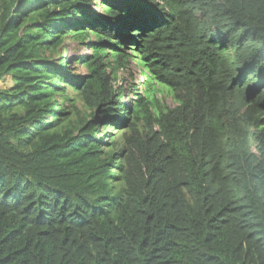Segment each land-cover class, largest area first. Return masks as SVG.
<instances>
[{"label":"trees","instance_id":"1","mask_svg":"<svg viewBox=\"0 0 264 264\" xmlns=\"http://www.w3.org/2000/svg\"><path fill=\"white\" fill-rule=\"evenodd\" d=\"M7 77L0 264H264V0H0Z\"/></svg>","mask_w":264,"mask_h":264},{"label":"rangeland","instance_id":"2","mask_svg":"<svg viewBox=\"0 0 264 264\" xmlns=\"http://www.w3.org/2000/svg\"><path fill=\"white\" fill-rule=\"evenodd\" d=\"M93 6H91V10L92 11H96L97 7L94 6V4H92ZM94 40V37H91L89 39V41ZM89 43V42H87ZM86 44V43H85ZM85 44H77V43H71L67 52L68 56H80V55H86L88 54L89 50L84 48L83 45ZM74 70L73 73L74 74H78V75H82V76H86L88 74L87 69L83 68L82 66L78 65V66H74ZM145 72L142 70V68L140 66H138L135 62L131 61L129 63V65L127 66V68L121 70L119 72L118 75V82H117V86L121 85L124 87H129L132 83H134L135 86H138V92L139 93H144V88L142 86L143 81L145 80ZM12 82L11 79L9 77L6 78L5 82H0V88H9L11 86ZM157 89H161L160 87H157ZM129 97L133 100L135 99V94H133L132 92H130ZM157 98L160 99L162 102H164L167 106L169 107H174L176 105V103L174 102L173 98L165 92L159 93L157 95ZM102 130V129H100Z\"/></svg>","mask_w":264,"mask_h":264}]
</instances>
